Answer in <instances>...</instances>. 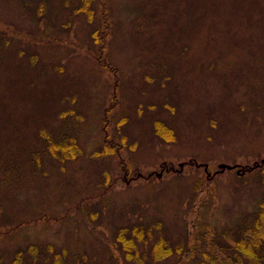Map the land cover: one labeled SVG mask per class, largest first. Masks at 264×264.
<instances>
[{
	"label": "rangeland",
	"instance_id": "obj_1",
	"mask_svg": "<svg viewBox=\"0 0 264 264\" xmlns=\"http://www.w3.org/2000/svg\"><path fill=\"white\" fill-rule=\"evenodd\" d=\"M261 203L264 0H0V264L245 263Z\"/></svg>",
	"mask_w": 264,
	"mask_h": 264
},
{
	"label": "trees",
	"instance_id": "obj_2",
	"mask_svg": "<svg viewBox=\"0 0 264 264\" xmlns=\"http://www.w3.org/2000/svg\"><path fill=\"white\" fill-rule=\"evenodd\" d=\"M81 7L83 8L84 6ZM73 147L74 144L68 141L56 143L50 142L47 145V151L56 155L58 151L62 154ZM259 209L260 210L254 212L253 216L249 214L241 221L245 226L242 231L243 234H241V239L238 240L237 249L247 257V260H245L246 264H248V261L251 264H264V203L260 204ZM123 231V229L118 231L117 240L124 248L126 256L130 258L132 256L130 253L131 248H134L135 246L134 241L131 239H125L123 237ZM248 232L251 235L247 234ZM156 241L158 242H155L153 245L154 256L158 258L168 255L170 247L166 240L160 238ZM217 247L216 256L211 258L210 264H245L241 260L235 259L227 254L222 247Z\"/></svg>",
	"mask_w": 264,
	"mask_h": 264
}]
</instances>
